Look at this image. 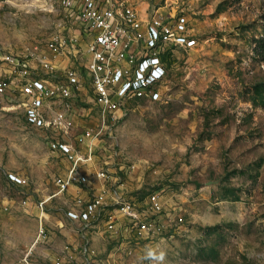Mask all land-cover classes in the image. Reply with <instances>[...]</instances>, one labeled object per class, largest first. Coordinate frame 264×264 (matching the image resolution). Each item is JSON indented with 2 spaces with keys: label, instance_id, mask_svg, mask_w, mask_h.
<instances>
[{
  "label": "rangeland",
  "instance_id": "374dc122",
  "mask_svg": "<svg viewBox=\"0 0 264 264\" xmlns=\"http://www.w3.org/2000/svg\"><path fill=\"white\" fill-rule=\"evenodd\" d=\"M132 1L143 15L185 16L197 44L164 58L160 101L128 102L95 141L111 189L121 187L138 208L152 194L165 206L155 238L137 237L125 222L130 236L101 245L96 264H264V58L256 52L264 0ZM68 34L64 12L49 0L0 1V54ZM8 68L0 63V78ZM78 110L76 133L99 124L92 103ZM65 168L24 110L0 98V260L27 254L7 238L18 225L27 229L21 244L36 235L37 208Z\"/></svg>",
  "mask_w": 264,
  "mask_h": 264
},
{
  "label": "built area",
  "instance_id": "2783aa9c",
  "mask_svg": "<svg viewBox=\"0 0 264 264\" xmlns=\"http://www.w3.org/2000/svg\"><path fill=\"white\" fill-rule=\"evenodd\" d=\"M49 1L64 12L68 38L54 37L45 47L17 56L0 54V63L9 66L7 76L0 78V98L9 97L22 108L28 126L44 132L49 149L67 164L53 181L55 192L39 208L44 212L48 203L75 191L66 216L84 243L67 247L69 254L54 264H95L98 254L87 234L101 220L110 216L108 230L115 232L119 217L137 237L155 238L165 212L157 194L138 208L121 187H109V164H97L95 141L107 124L123 118L128 102L160 101L167 76L164 58L194 48L197 39L185 16L143 15L132 0ZM84 102L97 109L99 124L76 133L79 103ZM10 180L27 183L14 175ZM84 191L92 194L90 199L82 197ZM50 235L41 224L33 248L46 244Z\"/></svg>",
  "mask_w": 264,
  "mask_h": 264
},
{
  "label": "crops",
  "instance_id": "0c3cea01",
  "mask_svg": "<svg viewBox=\"0 0 264 264\" xmlns=\"http://www.w3.org/2000/svg\"><path fill=\"white\" fill-rule=\"evenodd\" d=\"M74 195H76L75 191H70L65 197H58L54 199L46 206L44 212L37 208L35 213L38 223L36 235H34V237L31 235L32 239L31 236H28L31 240H24V245L21 244V241L16 240H19L22 235L27 237V229L18 225L14 234H12V237L7 239L12 245L14 243L17 245L20 244L19 246L20 248L22 247L21 249H23V247H25L26 250L28 249L27 254L24 255V252V254L21 255L20 249V255L16 254L17 258H11V260L10 258H1L0 264H54L58 258L69 254L66 251L67 247L76 249V247L84 243L83 236L77 232L76 226L71 223L66 216V211L72 205ZM91 195L92 194L90 192H82V197L85 199H90ZM39 220H41L40 224ZM110 220V216L101 220L92 228V230H89L87 234V238L91 240V246L97 251L98 258H100V254L102 252L101 245L106 248L108 243L111 242V239H121L122 237L126 238L127 236H130V229L125 227L123 228V225L126 222L124 219H119V217H117L119 224H117L115 232L108 230ZM41 224H45L49 230V233L51 234L50 240L46 244L36 245L33 248L34 242L37 238L38 229ZM97 262L98 259L95 264Z\"/></svg>",
  "mask_w": 264,
  "mask_h": 264
},
{
  "label": "trees",
  "instance_id": "16d2710c",
  "mask_svg": "<svg viewBox=\"0 0 264 264\" xmlns=\"http://www.w3.org/2000/svg\"><path fill=\"white\" fill-rule=\"evenodd\" d=\"M0 1H6V0H0ZM258 45L256 47V52L259 56L264 58V39L258 40Z\"/></svg>",
  "mask_w": 264,
  "mask_h": 264
}]
</instances>
